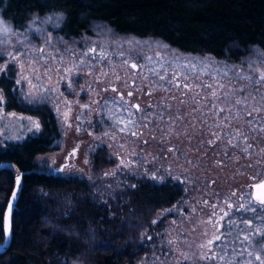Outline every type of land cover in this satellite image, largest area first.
I'll return each mask as SVG.
<instances>
[{
  "label": "trees",
  "instance_id": "obj_1",
  "mask_svg": "<svg viewBox=\"0 0 264 264\" xmlns=\"http://www.w3.org/2000/svg\"><path fill=\"white\" fill-rule=\"evenodd\" d=\"M0 17L11 32L10 40L0 37V66L50 32L61 50H74L65 58H73L74 71L81 72L82 65H91L85 59L93 55L86 50L103 33L102 26L122 42L157 43L155 59L162 66L166 59L188 55L223 63L224 68H247L257 56L264 65V0H0ZM3 69L0 88L6 92L7 109L38 115L44 126L37 136L0 147V243L6 240L9 200L17 177L22 179L12 240L0 252V264H164L175 248L187 252L188 264H220L219 259H205L213 253L201 252L194 238L198 228L192 207L200 195L194 183L153 179L145 187L142 182L143 191L137 192L129 180L102 181L100 174L112 165L101 151L81 175L39 167L38 155L55 148L60 137L52 103L47 96L19 95L10 78L13 70ZM165 69L156 72L169 79L187 75L188 81L180 79V88L171 85L167 91L168 82L160 80V105L174 107L180 123L193 122L191 112L202 108L203 74ZM185 82L191 91L183 88ZM170 91L177 95H166Z\"/></svg>",
  "mask_w": 264,
  "mask_h": 264
},
{
  "label": "rangeland",
  "instance_id": "obj_2",
  "mask_svg": "<svg viewBox=\"0 0 264 264\" xmlns=\"http://www.w3.org/2000/svg\"><path fill=\"white\" fill-rule=\"evenodd\" d=\"M48 20L50 23L56 21L53 17ZM102 32L103 33H98V38L92 39L88 43L89 45L86 51H90L91 53L92 49H95L96 57L93 56V59H91V57L87 56L85 60L88 61L90 59L91 65H82L84 67H82L81 72L74 71V64H72L74 63L73 58L70 56L65 58L66 54H72L74 50H61L59 39L56 38L53 33L47 32V36H44L43 40L31 44V47L28 49L24 48L20 54L16 53L11 55V59L0 66V78L4 70L3 68H5V70L7 69V73L13 70L14 75L10 76V78L15 80V89H17V93L25 95L30 99L35 98V96H47L49 103H52V109L55 111L56 116H60L59 122L64 118L67 119L80 113H84L85 115L90 113L89 117L93 119L100 117L101 120L102 118L103 120H107L109 109L104 102V97L110 90L109 85L114 83L122 73H126V77L129 81L139 76L144 67L156 66L159 68L161 64L157 63L159 62L158 60L156 62L157 58L155 57L156 52H159L154 48L158 45L157 43L149 41H145L143 44L139 42H122L110 28L108 29L105 26H102ZM10 34L9 27L4 24L0 17V37H6V39L10 40ZM40 35L42 34L40 33ZM26 40L29 41V39ZM22 45H25V43ZM28 45L27 43V46ZM15 46L20 48L19 44ZM147 46L148 49L146 50ZM152 48L154 49L152 50ZM98 52H102V54L107 52L108 56L107 54L101 55ZM171 59H166V63H170V65L174 66L177 70L184 69L183 71L189 72L190 74L195 72L204 73L207 71L204 65L208 63L211 68L220 71L222 82H224L225 85L224 92H230L232 90L237 91L241 88L250 91L249 93L251 94L255 93L257 89L264 91V82H261L260 85L253 83V81L258 79L260 73H264V65L260 63L263 61L262 57H255L256 63H252V65L247 68L244 67L241 69L242 71L234 66H232V68H224L223 63L214 60H210V62L208 58L202 56L196 58L191 55L179 56L176 61L172 59L173 62ZM133 61L141 67L138 73L130 66V63ZM195 61H197V63ZM166 63L163 66H165ZM192 65H195V67H192ZM89 67L92 69L90 68V70ZM225 73H227L226 76L224 75ZM241 76H249L252 79H240ZM229 80L233 81V83H225ZM73 91H75L77 95H73ZM240 92L244 93L243 91ZM166 95H171L172 97L177 95V92L170 91V93L167 92ZM102 102L104 104H101ZM255 102L256 101L252 99L249 105L251 106ZM6 103V92L1 87L0 147H4L12 142H23L29 136L36 135V133L42 130L43 123L38 115L23 113L15 109L8 110ZM240 108L244 109L241 106ZM174 110L173 108L163 110L164 125L180 123L173 113ZM114 131L115 132L103 130L70 134H65L63 131V134H60L59 139L55 142V148L47 154L38 155L37 163L42 169L54 172V170L60 168V165L66 160L67 153L70 149L80 148L79 154L81 158L78 161V167L68 168L69 170L65 169V171L71 172L74 170L76 173L80 171L81 175L82 172H85L89 168L94 153L101 151L102 153H107L110 158L112 153H114V155L116 154L115 150L119 143H122L123 146L125 145L123 141L125 139L120 129H114ZM119 148L121 150V146H119ZM112 170L113 166L104 168L100 174V176L103 177L102 181H104L105 178L108 180L111 178L115 181L119 178ZM259 171L254 166H249L248 170L246 169L241 172L238 171V169L237 171L233 170L232 177L238 174L236 177L237 180L241 173L244 176L250 173L253 177H258L259 179V177L264 175V169L262 168L260 173ZM193 175L194 174L190 172H186L182 177H178L177 175H172L173 177L170 176L173 179H186V182L191 184L194 179ZM251 177L252 176H250V178ZM155 180L159 182L163 180V178ZM129 184H131V181H129ZM207 192L208 191L202 193L205 195ZM244 196V202H246L247 206L246 213L253 211L256 217L254 218L251 216V220H248L250 224L248 227L242 225L237 229H228L224 232V251L222 253L219 248L221 242L213 244L212 248L216 250L215 255H223L224 257V260H219L220 264H236L238 261H245L247 264H260L256 256H260L261 259H264V208L257 207L253 202L248 201L247 195ZM199 197L200 195H198L196 204L192 207V212L193 214L195 213L194 220L196 222V226L194 227L198 228V232H195L194 238H196L197 244L199 245L198 249L201 252L207 253L209 248L201 247V245H206L207 241L212 238L215 239L218 233L215 224L201 219L199 212L201 200H199ZM202 202L209 205L207 204L209 203L207 199ZM245 236L249 237V239L245 240ZM185 257H187V252L185 250H178L175 248L173 251L169 252L168 257L163 259V263L188 264Z\"/></svg>",
  "mask_w": 264,
  "mask_h": 264
},
{
  "label": "flooded vegetation",
  "instance_id": "obj_3",
  "mask_svg": "<svg viewBox=\"0 0 264 264\" xmlns=\"http://www.w3.org/2000/svg\"><path fill=\"white\" fill-rule=\"evenodd\" d=\"M102 52L98 53L107 54V52L103 54ZM91 53L96 57L95 52ZM204 66L207 71L202 73L199 90L202 108L191 112L193 122L190 123L168 125L163 123V110L172 107L160 105L162 85L160 79L153 74V70L166 68V71H173V66L169 64L161 65L159 68L156 66L144 67L139 76L129 81L126 73H122L114 83L109 85L110 90L104 97V102L109 109L107 120H103V118L101 120L100 117L93 119L89 117L90 113L88 115L80 113L59 122L60 116L57 117L54 110L51 112L55 115L54 122L58 135L63 134V131L65 134H70L103 130L115 132L114 129H120V131L124 129L121 132L125 139L123 140L125 145L119 143L115 150L116 154L112 153L109 160L113 166V173L119 178L131 181V185L137 192L143 191L146 183L153 179L168 180L172 175L182 177L186 172L194 174L193 183L199 191V200H201L202 206L199 211L201 219L215 224L218 235L225 240L224 232L226 230L237 229L242 225L248 227L250 225L248 220H251V216L256 217L253 211L246 213L247 206L244 202V195H247L248 201L253 202L257 207L264 208V204H259L254 200L252 191L253 184L264 179V175L259 179L250 173L246 176L241 173L242 176L239 175L237 180L238 174L232 177L233 170L237 171L238 169L241 172L248 170L249 166H254L258 171L264 169V133L251 130L258 124L264 123V114L262 116L259 114L251 127L246 121L252 118L248 117L239 105L233 108V114L239 113L238 119L231 115L228 119H224L226 113L217 115L215 110L209 106L212 103L211 91L203 86L211 84L213 89L222 95L224 88L221 89L218 85H224V82H222L220 71L214 70L208 63H205ZM132 69L138 73L141 67L139 65V69ZM176 75L181 76L179 73ZM168 79V75H165L164 82ZM179 82L181 83L180 80ZM171 87L166 83L167 91ZM130 92L132 95L129 96ZM243 92L237 90L234 98H243L250 91L244 90ZM72 93L77 95L75 91ZM248 99L249 103L252 102V99L257 101V92L252 93ZM217 103L218 106H223L219 102ZM133 105H139V111ZM217 124L222 127L217 128ZM237 130L245 134L247 140L236 135ZM132 132L137 134L132 135ZM187 132L189 135H186ZM38 133L31 136H37ZM217 136L220 138L216 139ZM229 140L232 141L231 144L228 143ZM209 141H213V143H209ZM249 144L251 147L247 148ZM119 146H121V150ZM245 148L247 151L243 150ZM79 149H70L66 160L60 165V168L54 170V173L63 172L68 168H77L81 158ZM104 155L108 156L107 153ZM250 176L252 177L250 178ZM142 182H144V187ZM146 190L148 191V189ZM206 191L208 192L203 195L202 192ZM205 199L209 201L207 203L209 205L202 202ZM212 240L215 241L214 238ZM218 242L220 241L214 243ZM213 252L216 254V250L212 248ZM236 264H247V262L238 261Z\"/></svg>",
  "mask_w": 264,
  "mask_h": 264
},
{
  "label": "snow or ice",
  "instance_id": "obj_4",
  "mask_svg": "<svg viewBox=\"0 0 264 264\" xmlns=\"http://www.w3.org/2000/svg\"><path fill=\"white\" fill-rule=\"evenodd\" d=\"M93 52H95V49H92ZM132 68H136L137 66L135 64L131 65ZM192 67H195V65H192ZM153 74L156 75L160 80H165V76L161 75L159 72H156L155 70H153ZM225 76L227 75V73L224 74ZM180 79H183L184 81H188V76L187 75H182L181 77H178L176 74H173V76L168 79V84L172 85L176 88H180L181 84L179 82ZM240 79H246V80H251L252 78L249 76H241ZM175 81V83H174ZM261 82H264V73H260L258 76V79H256L255 81H253V83H256L258 85L261 84ZM134 83V82H133ZM204 88H207L211 91V100L212 103L209 105L212 109L215 110L216 114L219 115V113H226L224 119H228L229 115L233 116V118L238 119L239 118V113L233 114V108L237 105L242 106L244 108V111L246 112V115L248 117H251L252 119H249L246 121V123L251 127L255 121H256V117L259 115V113L264 112V94H260L259 93V89H257V93L260 94V100L256 101L255 104L253 105H249V101H248V97L251 96V93H248L247 96L243 97V98H234L235 95V91L236 90H232L230 92H224L222 95L213 89V85L211 84H205L203 86ZM219 88L223 89L225 87V85L220 84L218 85ZM183 88L187 89L189 91H191V84L189 82H185L183 84ZM167 90V89H165ZM238 91H244L243 88L239 89ZM132 95V93H129V96ZM253 99H255L253 97ZM220 105L223 106H218V103ZM229 105H231V107H229ZM134 108L137 109V111H139L140 106L139 105H133ZM179 118V117H177ZM217 128L222 127L220 124L216 125ZM225 127H227V125H225ZM124 129H121V131H123ZM252 131H259L261 133H264V123H260L257 125V127L255 128H251ZM136 132H132V135H136ZM213 135H215V133H213ZM236 135L241 136L243 139L247 140V136L243 133H241L239 130H237ZM220 137L217 136L216 139H219ZM209 143H213V141H209ZM228 143H232L231 140L228 141ZM235 147V145H233ZM251 145L249 144L247 146V148H250ZM247 148L243 149L244 151H247ZM170 151L172 149H169ZM259 189L261 190L259 195L257 196V199L260 201L261 204H264V183L259 185ZM245 240H248L249 237L245 236L244 237ZM215 241H220V251L221 253L224 251V240L222 238V236H216L215 237ZM214 240L210 239L207 241L206 245H201V247H208L209 251L212 252V248L211 246L213 245V243L215 242ZM235 251V250H233ZM205 259H219V260H224L223 255L220 256H216L215 253L213 252V254L209 257H204ZM185 259H187V257H185ZM256 259L260 261V264H264V259H261L260 256H256Z\"/></svg>",
  "mask_w": 264,
  "mask_h": 264
},
{
  "label": "water",
  "instance_id": "obj_5",
  "mask_svg": "<svg viewBox=\"0 0 264 264\" xmlns=\"http://www.w3.org/2000/svg\"><path fill=\"white\" fill-rule=\"evenodd\" d=\"M131 65L135 64L137 67L135 69H139V65L136 63V62H131L130 63ZM18 181H17V186L16 188L14 189V193L13 195L11 196L10 200H9V205L7 207V210H6V215H5V235H6V240L3 242V243H0V252H4L5 250L8 249V245L10 244L11 240H12V219H13V215H14V209L16 207V204H17V200L19 198V195H20V184L22 182V179H21V175H19L17 177ZM264 183V179L260 180L259 182L253 184V198L256 202H258L260 204V201L257 199V196L259 195L260 193V189H259V185Z\"/></svg>",
  "mask_w": 264,
  "mask_h": 264
}]
</instances>
